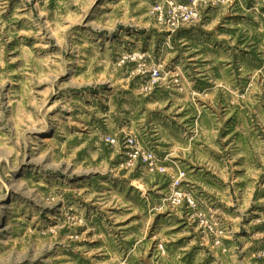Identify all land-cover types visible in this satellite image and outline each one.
I'll use <instances>...</instances> for the list:
<instances>
[{
  "label": "rangeland",
  "instance_id": "obj_1",
  "mask_svg": "<svg viewBox=\"0 0 264 264\" xmlns=\"http://www.w3.org/2000/svg\"><path fill=\"white\" fill-rule=\"evenodd\" d=\"M0 264H264V0H0Z\"/></svg>",
  "mask_w": 264,
  "mask_h": 264
}]
</instances>
